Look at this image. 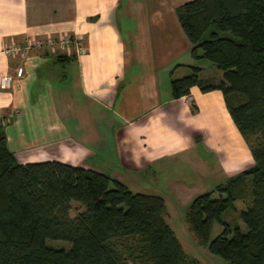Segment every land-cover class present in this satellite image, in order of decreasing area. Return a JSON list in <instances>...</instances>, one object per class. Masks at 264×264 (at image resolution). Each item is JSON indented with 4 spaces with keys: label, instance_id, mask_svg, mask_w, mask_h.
<instances>
[{
    "label": "crops",
    "instance_id": "1",
    "mask_svg": "<svg viewBox=\"0 0 264 264\" xmlns=\"http://www.w3.org/2000/svg\"><path fill=\"white\" fill-rule=\"evenodd\" d=\"M181 2L0 0V75L22 67L10 88L0 87V126L16 158L101 171V165L117 163L148 175L179 159L205 175L202 143L219 145L224 123L240 136L220 89L194 85L189 95L171 96L170 77L191 64L203 68L204 60L191 55V42L172 12ZM65 32L82 38L84 50L75 57L51 48L26 55L4 50L11 42ZM182 182L177 193L189 203L195 184Z\"/></svg>",
    "mask_w": 264,
    "mask_h": 264
},
{
    "label": "trees",
    "instance_id": "2",
    "mask_svg": "<svg viewBox=\"0 0 264 264\" xmlns=\"http://www.w3.org/2000/svg\"><path fill=\"white\" fill-rule=\"evenodd\" d=\"M175 12L191 55L221 74L202 75L191 64L190 72L170 77L171 96L189 95L194 85L220 89L253 158L191 198L187 226L225 264H264V0H185ZM73 200L81 207L71 216ZM235 200L246 202L239 212L246 231L222 218ZM166 215L161 195L133 191L104 171L57 159L20 162L0 126V264H199ZM215 220L222 229L210 238ZM46 238L71 244L54 247Z\"/></svg>",
    "mask_w": 264,
    "mask_h": 264
},
{
    "label": "rangeland",
    "instance_id": "3",
    "mask_svg": "<svg viewBox=\"0 0 264 264\" xmlns=\"http://www.w3.org/2000/svg\"><path fill=\"white\" fill-rule=\"evenodd\" d=\"M183 1L185 0H182V2ZM172 12L176 13L175 10H172ZM21 41L23 42V40L16 42ZM36 48L47 49L50 47H37L34 45L29 51ZM55 48L56 53L65 52L57 44L55 45ZM202 62V75L221 74V71L217 69L211 61L204 59ZM190 71V66H187L184 70L186 73ZM10 73H12L14 76L16 75V71L15 73L10 71ZM176 74L177 73L175 72V75L173 76H177ZM219 121L224 123L221 118ZM233 125H235L234 122ZM223 127L224 128H222L221 132H217L219 137L217 140L220 141L219 145H217V143H213V140V144L209 141L202 143L203 150H206V157L204 158L206 160V164L209 167V169L206 171V174L202 176H200L197 172H192L191 165L179 159L167 161V164L163 165V169L161 168L157 173H152L149 175L144 174V172H130L117 163H106L105 165H101L103 171L110 176L116 178L121 176L120 180L125 182L133 191L161 195L166 201L169 212L166 215V219L172 225L174 230H176L178 236L184 244L185 249L192 255L199 258L201 261H209V264H225V261L221 257L211 253L206 246L199 245L195 242L192 234L187 229L184 220V214L188 200L186 199L185 195H180L177 193L176 184L180 182L183 183L182 181H193L195 185L192 188L194 189L190 191V193H192L191 196L193 197L199 192L213 189L217 183L225 182L230 177L240 173L243 169L252 165L253 158L251 151L238 128H236V130L238 131L240 138H237L234 135L233 130L225 125V123L223 124ZM216 138L215 132L213 139ZM176 179L182 181H174ZM248 179L250 183V176ZM212 195L218 196L219 193L214 191ZM245 204L246 202L244 200H235V208H227L222 212V218L237 222L242 231H246L247 227L240 218L239 212L240 209L245 206ZM80 207L81 206L78 201L73 200L72 208L70 209L71 216H73L75 212L80 209ZM221 229L222 225L217 220H215L211 226L210 238H213L216 234H218ZM46 243L54 247L65 248H68L71 244V242L68 240L55 238H46ZM216 261H218V263Z\"/></svg>",
    "mask_w": 264,
    "mask_h": 264
},
{
    "label": "built area",
    "instance_id": "4",
    "mask_svg": "<svg viewBox=\"0 0 264 264\" xmlns=\"http://www.w3.org/2000/svg\"><path fill=\"white\" fill-rule=\"evenodd\" d=\"M56 44L66 53L74 51L77 54L84 50V45L80 35L68 32L59 35L25 38L23 42H11L7 44L4 50L9 55H26L34 45L37 47L49 46L51 49L55 50ZM16 75H22V67L18 66L16 68ZM13 80L14 75L12 73L4 72L0 75V87L10 88Z\"/></svg>",
    "mask_w": 264,
    "mask_h": 264
}]
</instances>
